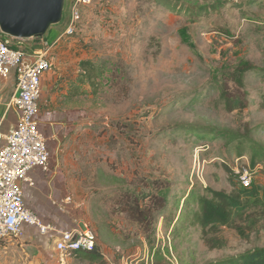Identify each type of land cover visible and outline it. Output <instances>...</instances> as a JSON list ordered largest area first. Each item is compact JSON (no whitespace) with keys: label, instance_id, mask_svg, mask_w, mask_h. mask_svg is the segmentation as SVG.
<instances>
[{"label":"rangeland","instance_id":"obj_1","mask_svg":"<svg viewBox=\"0 0 264 264\" xmlns=\"http://www.w3.org/2000/svg\"><path fill=\"white\" fill-rule=\"evenodd\" d=\"M81 11L71 37L99 77L86 82L77 216L65 220L86 222L98 244L97 258L66 264H217L264 249V0H92ZM245 167H259L248 197ZM214 192L243 203L227 224L198 220V198ZM128 200L151 215L132 219ZM16 238L0 242V264H58L50 236Z\"/></svg>","mask_w":264,"mask_h":264},{"label":"built area","instance_id":"obj_2","mask_svg":"<svg viewBox=\"0 0 264 264\" xmlns=\"http://www.w3.org/2000/svg\"><path fill=\"white\" fill-rule=\"evenodd\" d=\"M92 0H75L65 29L53 41H43L40 48L29 53L27 39L6 35L0 31V79L17 75V91L9 105L19 112V122L7 134L0 131V242L24 234L25 225L38 228L50 236L59 253L58 264L78 252L95 250L97 233L89 226L61 229L51 222H44L26 203L24 185H34L31 171L35 167L48 170L50 148L41 131L38 114L41 111L42 78L53 69L52 54L55 45L64 37L76 35L82 21V7ZM259 167L237 169V179L243 187L250 188ZM67 197L60 208L68 203Z\"/></svg>","mask_w":264,"mask_h":264},{"label":"crops","instance_id":"obj_3","mask_svg":"<svg viewBox=\"0 0 264 264\" xmlns=\"http://www.w3.org/2000/svg\"><path fill=\"white\" fill-rule=\"evenodd\" d=\"M27 40H32L29 48L26 46L29 53L40 48L43 41H46L45 38ZM86 56L79 39L75 37L62 38L53 49L51 58L54 66L43 75L41 111L38 114L39 127L46 135L51 151L50 167L46 171L35 167L31 171L35 184L24 185L27 205L44 222H51L62 230L75 226L84 228L87 225L86 222L76 219L70 224L65 220L67 217L77 216L74 211L68 209L73 207L74 195L78 189V179L75 177L78 169L71 166V156H76L79 152V132L86 124L82 122L85 119L82 108L83 97L88 89L87 83L79 81L80 63L89 58ZM16 91V73L0 79V131L3 134H7L19 122V112L9 105ZM67 197L71 200L61 209L60 206ZM11 238L4 241L11 242ZM44 238L45 235L41 234L38 228L25 225L24 234L16 240H32L38 245L37 242L44 241Z\"/></svg>","mask_w":264,"mask_h":264},{"label":"trees","instance_id":"obj_4","mask_svg":"<svg viewBox=\"0 0 264 264\" xmlns=\"http://www.w3.org/2000/svg\"><path fill=\"white\" fill-rule=\"evenodd\" d=\"M200 13H202V11H200ZM61 32L62 29L58 28V25H53L49 28L45 36L35 37V39L45 38L47 41L53 42L61 34ZM80 66L81 72L79 74V81L83 83L90 82L94 88H97L98 83L96 79L97 77H99V74L96 73L97 69L95 68L94 61L90 58L84 59L81 61ZM238 83L242 86L240 80H238ZM95 92L96 90L93 89V93ZM241 106L242 104L239 101L238 97L233 100V108H239ZM243 188V192L247 197L253 194V191L250 189L252 187ZM169 194L170 190L167 187L158 188L157 190V195L164 198V200L167 199ZM126 202L127 203L125 204V208L128 211V215L131 216L132 219H136V217H139L138 221L140 222L141 220L144 221L149 214L151 215V212L153 210L152 207L145 206L146 208L140 209L139 203L138 205H132L134 204L133 201L128 200ZM135 203L137 204V201ZM198 203L200 212L197 215L198 220L202 223L212 222L227 224L232 220L235 211L243 208V203L242 201H240V199L231 197L221 192H214L212 197L206 195L200 196L198 198ZM185 220L186 217L185 219L183 217L180 221L182 227ZM96 249L97 246L93 251L78 252L77 255L81 256L82 258L92 260L94 258H97V254H95ZM150 251L152 252V254L156 255V257H158V255L162 256V252L171 254L169 247L161 250L155 249L151 245ZM217 264H264V249H252L237 256L231 257L225 261H220Z\"/></svg>","mask_w":264,"mask_h":264},{"label":"water","instance_id":"obj_5","mask_svg":"<svg viewBox=\"0 0 264 264\" xmlns=\"http://www.w3.org/2000/svg\"><path fill=\"white\" fill-rule=\"evenodd\" d=\"M66 0H0V31L17 38L43 37L64 16Z\"/></svg>","mask_w":264,"mask_h":264}]
</instances>
